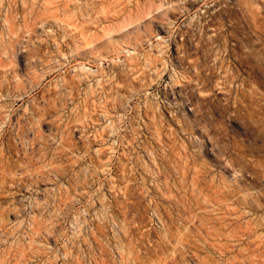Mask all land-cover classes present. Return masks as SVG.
<instances>
[{"label": "rangeland", "instance_id": "374dc122", "mask_svg": "<svg viewBox=\"0 0 264 264\" xmlns=\"http://www.w3.org/2000/svg\"><path fill=\"white\" fill-rule=\"evenodd\" d=\"M0 264H264V0H0Z\"/></svg>", "mask_w": 264, "mask_h": 264}, {"label": "bare ground", "instance_id": "6f19581e", "mask_svg": "<svg viewBox=\"0 0 264 264\" xmlns=\"http://www.w3.org/2000/svg\"><path fill=\"white\" fill-rule=\"evenodd\" d=\"M135 53V52H134Z\"/></svg>", "mask_w": 264, "mask_h": 264}]
</instances>
